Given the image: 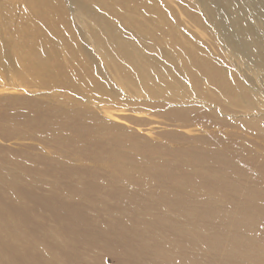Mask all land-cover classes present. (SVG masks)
<instances>
[{"label": "rangeland", "instance_id": "rangeland-1", "mask_svg": "<svg viewBox=\"0 0 264 264\" xmlns=\"http://www.w3.org/2000/svg\"><path fill=\"white\" fill-rule=\"evenodd\" d=\"M263 214L264 0H0V264H264Z\"/></svg>", "mask_w": 264, "mask_h": 264}, {"label": "bare ground", "instance_id": "bare-ground-1", "mask_svg": "<svg viewBox=\"0 0 264 264\" xmlns=\"http://www.w3.org/2000/svg\"><path fill=\"white\" fill-rule=\"evenodd\" d=\"M35 27V26H34ZM118 39V38H117ZM120 39V38H119ZM114 41V40H113ZM124 41H126L125 39H124ZM116 42L118 43V41L116 40ZM120 42V41H119ZM121 42H123V41H121ZM124 43V42H123ZM129 43V42H128ZM115 45H116V43H115ZM35 46V45H34ZM33 46V47H34ZM124 46V45H123ZM122 45H121V49H122V51L125 53H123L124 55L123 56H129V57H133L132 56V52H131V50H130V48L128 49V48H124ZM128 46V45H127ZM118 48V47H117ZM120 49V50H121ZM31 50V49H30ZM133 50V49H132ZM33 51V50H32ZM36 51V50H35ZM250 52L252 53V54H258V47L255 45V46H253V47H251L250 48ZM29 53V52H28ZM121 53V52H120ZM168 53V52H167ZM166 53V54H167ZM263 53V52H262ZM31 54V53H30ZM36 55V54H35ZM122 55V54H121ZM170 56H172V55H170ZM38 57V56H37ZM26 58V57H25ZM29 58V57H28ZM33 58V57H32ZM40 58H41V56H40ZM43 58V57H42ZM135 58V57H134ZM27 59V58H26ZM38 59V58H37ZM36 59V60H37ZM33 60V59H32ZM43 60V59H42ZM130 60V59H129ZM41 60L40 59H38V62H40ZM181 63H183V62H181ZM45 64V63H44ZM44 64L41 62L40 64H36L37 66H32V68L33 67H35L36 69H35V71H37V69H42L43 67H44ZM179 64V63H178ZM48 66V65H47ZM170 66V65H169ZM196 66L198 67V68H200L201 70H203L198 64H196ZM182 67H184V66H181V68ZM177 68H179L177 65H175L174 66V69H177ZM180 68V69H181ZM34 69V68H33ZM171 69H173V67L171 66ZM179 70V69H178ZM185 71H187V72H189L190 74H192L193 73V70L192 69H184ZM49 71H51L52 72V70H51V68L49 69ZM136 74L137 73H144V72H146V69H143L142 67H140L139 65L138 66H136ZM192 71V72H191ZM204 72H206L207 73V75H208V78L209 79H213V77L214 76H218L219 74H218V71H217V69L215 68V67H213V66H210L209 68H208V70H204ZM35 74V76H36V73H34ZM187 74V73H186ZM37 76H39L40 77V73H39V75H37ZM187 76V75H186ZM38 77V78H39ZM188 83V82H187ZM217 84H218V86L220 87V88H222L223 89V87H224V85H225V81H224V78H222V77H219L218 76V79H217ZM163 88V87H162ZM264 215V214H263ZM262 246V245H261ZM263 252H261V254H262ZM259 254V253H258ZM262 256V255H261ZM260 256V257H261ZM263 257V256H262ZM264 259V258H263ZM241 261V260H240ZM234 263V262H233ZM237 263V262H236Z\"/></svg>", "mask_w": 264, "mask_h": 264}]
</instances>
